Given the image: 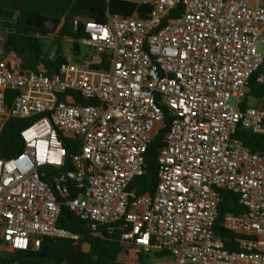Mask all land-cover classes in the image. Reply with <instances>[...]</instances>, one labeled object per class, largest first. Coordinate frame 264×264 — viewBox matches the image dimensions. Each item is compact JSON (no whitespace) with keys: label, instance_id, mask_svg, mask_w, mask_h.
Masks as SVG:
<instances>
[{"label":"built area","instance_id":"2783aa9c","mask_svg":"<svg viewBox=\"0 0 264 264\" xmlns=\"http://www.w3.org/2000/svg\"><path fill=\"white\" fill-rule=\"evenodd\" d=\"M133 1L151 7L147 18L74 19L92 55L52 76L20 72L0 49L1 126L35 118L21 151L0 160V240L12 252L79 241L58 226L66 206L92 235L117 227L124 264L134 253L161 254L152 264H264V155L233 138L239 128L264 135V102L242 107L250 79L264 85V0ZM103 55L106 67L94 69ZM7 90L18 93L10 105ZM164 109L155 191L137 195L129 185ZM60 135L76 143L69 157ZM221 192L246 210L221 223L243 236L234 251L213 233Z\"/></svg>","mask_w":264,"mask_h":264},{"label":"trees","instance_id":"16d2710c","mask_svg":"<svg viewBox=\"0 0 264 264\" xmlns=\"http://www.w3.org/2000/svg\"><path fill=\"white\" fill-rule=\"evenodd\" d=\"M150 11V6H139L133 0H0V31L5 34L0 49L4 58L13 57L20 72H37L41 69L47 76H52L67 62L68 57L64 51L66 40L69 41V55L72 61L83 60L80 58L79 45L83 29L81 24L73 26L74 19L103 23L105 13L121 17H130L136 13L139 19H145ZM181 13L180 5L169 10L162 25ZM49 36L53 37L52 55L45 50L43 43ZM102 57V63L92 65L94 69L101 70L106 67V55ZM17 94L15 91H6L7 105L11 104ZM246 97L259 103L264 102V85L257 83L255 76L249 81ZM247 98L243 102V108L247 106ZM80 103L88 105L91 101L80 100ZM164 113L163 128L156 132L144 155V173L134 178L129 185V190L137 195H153L155 191L156 158L171 120L166 109ZM34 119H8L4 122L0 128V160L10 159L21 151L22 141L19 133ZM60 137L69 157L75 152L76 143L61 135ZM233 138L249 152L264 155V135L239 128ZM69 169L68 158L65 167L60 171ZM217 211L218 216L213 226L214 235L223 241L227 250H237L236 241L243 236L224 230L221 223L226 215L244 214L245 208L239 204L237 195L221 192ZM58 226L78 235L79 241L42 238L36 250L13 251L9 257L0 256V264H124L119 260L124 248L119 241L120 231L117 227H101L99 235H92L87 225L79 221L66 206L61 207ZM2 245L0 240V247ZM154 256L157 259L162 257L161 254ZM137 257L140 264H147L149 256L138 253Z\"/></svg>","mask_w":264,"mask_h":264},{"label":"rangeland","instance_id":"374dc122","mask_svg":"<svg viewBox=\"0 0 264 264\" xmlns=\"http://www.w3.org/2000/svg\"><path fill=\"white\" fill-rule=\"evenodd\" d=\"M4 35L5 34L2 31H0V43L3 41ZM52 41H53V37H51V36L47 37L43 41V43L45 45V50L51 52L50 55H52V52H53ZM262 50H264V48H262L261 45H257V51L262 52ZM64 51H65V54L67 55V57L71 58V56L69 55V41L68 40H66L64 43ZM91 55H92V53L89 49L81 47V55H80L81 59L89 58ZM9 63H10V65H12V67L16 68V63L13 60V58L10 57ZM230 103H233V101L231 100ZM247 103L249 106L253 107L257 102L254 99L249 98V99H247ZM0 128H1V123H0ZM11 253H12V251H10L7 248H0V256L1 257H9V255Z\"/></svg>","mask_w":264,"mask_h":264},{"label":"crops","instance_id":"0c3cea01","mask_svg":"<svg viewBox=\"0 0 264 264\" xmlns=\"http://www.w3.org/2000/svg\"><path fill=\"white\" fill-rule=\"evenodd\" d=\"M11 56L7 57L8 59H10ZM13 58V57H11ZM14 60V59H13ZM0 248H6L4 245H2ZM119 260L123 263L125 261V259H120L119 257ZM127 260L133 264V263H136V262H139L138 260V257H137V253H134V254H130L128 257H127ZM158 259L153 255V256H149L148 259H147V264H152V263H155Z\"/></svg>","mask_w":264,"mask_h":264}]
</instances>
